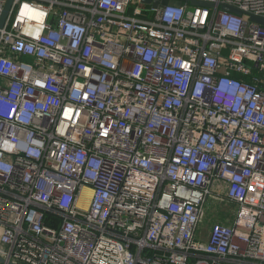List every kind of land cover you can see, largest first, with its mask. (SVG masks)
<instances>
[{"label":"built area","instance_id":"obj_1","mask_svg":"<svg viewBox=\"0 0 264 264\" xmlns=\"http://www.w3.org/2000/svg\"><path fill=\"white\" fill-rule=\"evenodd\" d=\"M143 1L15 0L0 264H264V0Z\"/></svg>","mask_w":264,"mask_h":264},{"label":"water","instance_id":"obj_2","mask_svg":"<svg viewBox=\"0 0 264 264\" xmlns=\"http://www.w3.org/2000/svg\"><path fill=\"white\" fill-rule=\"evenodd\" d=\"M143 2H144V4L152 5L153 8H155V9L159 8L160 6H165V7H167V6L180 7L181 6L180 0H144ZM189 2L192 6H195V7H203V8H208V9H215L217 7L216 4L205 2V1L190 0ZM14 3H15V0H6L5 1L4 10H3L1 18H0V31L4 28L8 18L10 17V14H11L13 7H14ZM220 8L222 11H225L227 13L235 14L238 16H244L245 15L244 12H242L241 10L234 8L232 6H229V5H220ZM250 18H251V20L259 22V23L264 25L263 19L255 17V16H250ZM0 36H1V32H0ZM0 262H2L1 259H0Z\"/></svg>","mask_w":264,"mask_h":264},{"label":"crops","instance_id":"obj_3","mask_svg":"<svg viewBox=\"0 0 264 264\" xmlns=\"http://www.w3.org/2000/svg\"><path fill=\"white\" fill-rule=\"evenodd\" d=\"M226 207L230 208L226 203L222 204L220 201H215L211 199L209 201V204L207 206V212L205 213L201 224L202 230H210V226L213 222L225 223L223 212L226 210Z\"/></svg>","mask_w":264,"mask_h":264},{"label":"trees","instance_id":"obj_4","mask_svg":"<svg viewBox=\"0 0 264 264\" xmlns=\"http://www.w3.org/2000/svg\"><path fill=\"white\" fill-rule=\"evenodd\" d=\"M238 78L244 79V77H243V76H241V75H238Z\"/></svg>","mask_w":264,"mask_h":264},{"label":"rangeland","instance_id":"obj_5","mask_svg":"<svg viewBox=\"0 0 264 264\" xmlns=\"http://www.w3.org/2000/svg\"><path fill=\"white\" fill-rule=\"evenodd\" d=\"M226 209H228V211H230V210H231V208H227V207H226Z\"/></svg>","mask_w":264,"mask_h":264},{"label":"bare ground","instance_id":"obj_6","mask_svg":"<svg viewBox=\"0 0 264 264\" xmlns=\"http://www.w3.org/2000/svg\"><path fill=\"white\" fill-rule=\"evenodd\" d=\"M87 192L89 193V191H87ZM85 207H87V205Z\"/></svg>","mask_w":264,"mask_h":264}]
</instances>
